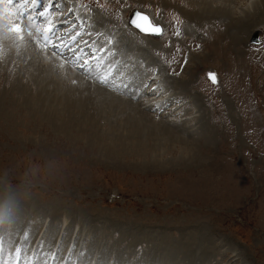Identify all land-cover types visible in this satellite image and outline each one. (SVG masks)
<instances>
[{"label":"rangeland","instance_id":"obj_1","mask_svg":"<svg viewBox=\"0 0 264 264\" xmlns=\"http://www.w3.org/2000/svg\"><path fill=\"white\" fill-rule=\"evenodd\" d=\"M84 2L95 6L87 5V12L94 14L85 16L96 17L111 29L119 27L115 35L118 33L121 48L127 50L133 41L141 50H137L141 54L138 60L150 62L147 74L158 72L177 93L178 101L167 99L156 112L141 111L155 122L174 118L168 124L170 130L185 126L188 130L181 139L197 145L192 154L201 160L187 163L182 146L167 137L165 142L174 147L157 154L156 167L151 164V152L120 154L115 135L108 131L109 126H117L115 120L107 122L108 111L95 104L87 106L92 120L87 126L92 125L94 136L78 129L54 131L55 124L24 107L22 97L11 92L20 64L15 58H6L0 42V213L5 214L0 226L10 225L4 217L11 211L22 210L24 215L14 214H18L14 225H24L26 216L46 223L39 243L43 247L57 233L64 242L77 229L76 239H82L86 251L99 262L102 256L114 255L121 263L134 264L136 250L140 253L145 247L142 254L147 246L166 238L172 242L165 243L168 249L175 241L179 247L188 245L183 252L174 249L180 256L169 253V263L264 264V47L247 48L250 30L264 27V8L242 20L237 11L248 0L233 1L226 18L213 13L205 16L198 10L201 6L189 0ZM214 5L212 9L219 3ZM132 9L163 27L160 42L150 41L154 44L150 46L146 43L151 38L122 34V20L125 22ZM210 72L216 77L214 85L206 80ZM144 96L145 101L151 99ZM155 101L162 103L160 97ZM171 108H178L179 114L173 117L167 112ZM62 114L61 119L67 120V113ZM192 116L196 118L190 119ZM108 144L112 147L107 148ZM27 226L37 230L34 224ZM17 241L14 236L13 242ZM188 241H195L196 247ZM126 247L130 255L122 250ZM140 257L142 264H150L151 257ZM153 258L152 264H158L159 257Z\"/></svg>","mask_w":264,"mask_h":264},{"label":"bare ground","instance_id":"obj_2","mask_svg":"<svg viewBox=\"0 0 264 264\" xmlns=\"http://www.w3.org/2000/svg\"><path fill=\"white\" fill-rule=\"evenodd\" d=\"M189 1H190L189 2L190 4L192 3L196 7L201 6V8L198 10L204 11L202 12V14L204 13L205 16L208 13L209 15L213 13L214 16L216 14V16L220 15L221 17L226 18L227 16H230V12H231L230 5L233 4V1L235 0H189ZM214 3H219L216 9H212V6L214 5ZM244 6L245 7L241 9L243 10V12L239 10L238 8H236V10L238 9L237 12H238L239 17L240 15H242V17L240 18L242 20L248 19L250 14L251 15L259 14V11L261 10V8H264V0H248V3L245 4ZM214 7L216 6L214 5ZM137 12H140V11H137ZM77 17L81 18V21L83 22L90 23V29H91L90 34L91 33L97 34L96 36L97 38L94 40L93 38H88L87 35L85 36L84 32H80V35L78 36L79 39H77V44H78L77 47H80L85 44L89 46V44L91 43V40L93 39L94 41L92 42V44H93L95 51L98 52L102 50V52L97 57V59L92 62L93 65H97V61H101L104 64H106L110 61H113L115 58L121 57L126 64L129 62L128 64H129L131 73H139V71L146 72V75L143 76L144 77L143 79H146V82H148V85H147V88L141 90V94L143 96L147 95L146 97H150L151 99H147L144 105H141L144 107L143 108L144 110L153 111L151 107L156 108L157 106H158V108H156L157 110L161 109L163 105L166 103L167 99L169 100L175 99L174 96H177V93L174 94L173 91H171L170 84L166 82V80H164L163 77H160V75H156L158 72L157 73L150 72V74H147L149 67H151L149 64L150 62L148 61L149 62L148 63L144 59H141L142 62L138 60V58L141 57L139 56L141 55L140 52H137V50H140L139 46H136L133 43V41H129L130 48H126L127 50H125L121 48L120 40L119 39L116 40L114 37L111 38L112 44L108 45L105 42L107 40L106 38L107 31L105 33H102L101 26H103V23L102 21H100V19L98 20L96 17L94 18L92 16H84L81 14ZM70 22L73 23V20H71ZM2 40L4 41V43H2L3 44L2 49L4 50L3 54L4 55L6 54L7 59L15 58V60H18L20 67L17 68L16 70L17 72H19L18 73L19 75L17 74V76L18 77L21 76V78L24 79V81L23 80L20 81L21 78L19 79L17 77L16 78L17 80L14 82V84L12 83V88L10 89L11 92H16L18 96L22 97V100H23L22 102H23L24 107H26L27 109L30 108L31 111H33L36 115H42L44 117L43 120H47L48 122L55 124L56 129L54 128V131L56 130L57 132L59 131V133H62V132L67 133L66 130L72 131L73 129H78L82 131L83 130L87 131V133H91L90 135H93L94 130L91 127L92 125H90V127L87 126L89 125V122L87 121L90 120V118H88L89 113L87 111H89V109L87 106L92 107L95 104L99 108L103 109L104 111H108L106 117H104L105 120L107 119V122L110 119L115 120V123L117 126L116 127L109 126L108 131L111 135L113 136L115 135L114 137L116 138L115 145L118 146V147L116 146L118 149L120 148L119 149L120 154H122L124 151L129 152V153L138 152V154H142V155H146L151 152L152 157H149V158L150 159L153 158L151 160L153 161V163L151 164L154 167H156L155 165L156 163L154 162V160L157 154H159L160 152L166 153L168 149L174 147L171 145L170 141L165 142L164 139L167 137V138H171L173 142L175 141L176 143H178L180 147L182 146V152H183L182 154L184 158L186 159L187 163L188 161L194 162V161L201 160L199 159L201 157L198 154H195V153L192 154V152L194 151V148H196L197 145L195 146L194 143L190 144V142H188L187 139H186L187 141L184 140L185 138L181 139L185 137V134L187 133V130H188L185 126L184 127L178 126L177 128H174V130H170L171 128L170 129L168 128L169 127L168 124L174 122V118L168 117L170 119L169 120L166 117L167 119L165 121L160 120L158 122H155V120H151V117L143 114L144 112L147 113V111L143 112L141 111V109L136 107L134 104L120 99V97L115 93V91L105 92L104 90H101L99 88L90 87L86 85L84 81H81L80 78L73 75L71 72L62 69L58 65H55L56 62H54L53 60H50L40 50H37L35 45L27 44L23 42L22 45L18 47L17 43L11 39L3 38L0 41ZM146 44L147 45L150 44V46H154V44H152L149 40H147ZM134 51H136L137 53H135ZM127 54L129 56H126ZM139 65H141V68ZM118 69H119V65H117V68L114 71L115 74L119 72ZM140 69H144V70H140ZM72 80H75L76 83L73 84ZM25 83L27 85H25ZM31 84H33V86ZM149 86L153 88L152 89L153 92L152 91L149 92V89H148ZM86 89H88L89 91L91 90V93L88 92ZM34 91H36V93H34ZM92 91L95 93L92 94L93 93ZM153 93L155 94L159 93V94L155 96L153 95ZM158 97L162 99L161 104L155 101ZM173 103H174L173 106H175L176 101H174ZM178 108L179 109L182 108V105L181 107L179 106ZM178 108L175 110L171 108L170 110L172 111H167V112H171L173 117L177 116V113L179 112ZM92 110L96 111L95 109H92ZM65 112L68 115L66 116L68 118L67 120H65L64 118L61 119L62 117L60 116L61 113H63L62 114L63 116ZM193 117L194 116L190 117V119H192ZM97 118L99 119L102 118V115L101 116L99 115ZM195 118L196 117H194L193 120ZM90 121L92 123V120ZM111 121H109V123H111ZM85 122H87V124H85ZM95 125H96V122H95ZM112 125H115V124H112ZM111 135L109 136L111 137ZM147 141H150L151 145H149ZM109 146L111 145L109 144L106 145L107 148H109ZM100 148L105 149L103 145L100 146ZM157 161L159 160H156V162ZM1 213H0V220L3 219V216L5 215ZM17 215H14V217L10 220L9 224L11 226H13L14 223H16V221H18ZM9 216H11V214ZM65 224L66 223L63 221L62 226L66 227ZM46 227L48 228V225H46ZM76 231L78 230L75 229V231H73L72 233L73 236L76 235L75 238L77 237L76 233H78ZM45 233L47 234V230H45ZM139 239L141 240V238ZM134 240H138V239L134 238ZM144 241L146 240L144 239ZM150 243L152 242L150 241ZM165 243L167 244V243H172V242L168 241V239L166 238L165 239L162 238V243L159 242L155 246L153 245V247L147 246L141 255L142 256L146 255V257L148 258L158 256L161 259L163 264L164 263L171 264V262L169 263V260L166 259L168 258V254L172 252L173 254H176V256H178L179 254H181V252L176 253L174 251L175 248H180V251H182V249H185L188 247V245L186 244L184 245L182 244V242L180 243V245L182 244L181 245L182 247L176 246L177 242L175 241L174 242L175 244L170 245L168 249V246ZM187 243H189L190 246H192L193 244V246L195 245L196 247V244H194L195 241L194 243H191L190 241H188ZM162 245H165V246L162 247ZM28 248L30 249L31 246ZM159 249L163 250V252L162 251L161 252L164 254V256H166L165 258L164 257L162 258L163 254L158 252ZM122 250L125 251V253L130 255V252L128 251V247ZM195 250L197 251V249ZM134 252L135 251H133V253ZM92 258L94 259L93 256ZM132 258H136V255L133 254ZM141 261L142 260H140V262Z\"/></svg>","mask_w":264,"mask_h":264},{"label":"snow or ice","instance_id":"obj_3","mask_svg":"<svg viewBox=\"0 0 264 264\" xmlns=\"http://www.w3.org/2000/svg\"><path fill=\"white\" fill-rule=\"evenodd\" d=\"M38 9H41V0H0V22L7 23L9 38L23 42L25 28L28 29L29 36L33 35L32 30L35 29L36 33L42 35V40H35L40 51L54 49L52 54L62 58L60 67L64 66V59H67V62L73 66H79L87 71L90 60H95L97 57L95 53H91L89 58H83V50L77 51L74 47L77 43L76 37L80 35V32L77 31L70 37L71 44L65 42L64 36L56 35L52 21L48 19L51 14V4L43 5L42 10L38 11ZM37 17L47 21L44 27L37 26ZM128 24L139 29L142 33L160 35L162 32L159 26L152 25L149 18L139 12L135 14V18L128 21ZM177 35H179V30H177ZM65 50L71 52L72 55L64 58ZM82 58L83 63L81 64ZM208 78L213 84L216 83L215 74L209 73ZM98 82L104 86L108 85L106 77H101ZM72 83L75 84L76 81L73 80ZM18 231L0 234V264H93L89 252L77 249L75 245L65 248L63 240L51 248L45 249L42 244H37L35 249L30 250L27 247L28 240L27 234H25L23 240L14 243L10 234H15ZM96 264H100L99 260L96 261Z\"/></svg>","mask_w":264,"mask_h":264},{"label":"water","instance_id":"obj_4","mask_svg":"<svg viewBox=\"0 0 264 264\" xmlns=\"http://www.w3.org/2000/svg\"><path fill=\"white\" fill-rule=\"evenodd\" d=\"M136 13H133V15H135ZM133 18H135V16L133 17Z\"/></svg>","mask_w":264,"mask_h":264}]
</instances>
